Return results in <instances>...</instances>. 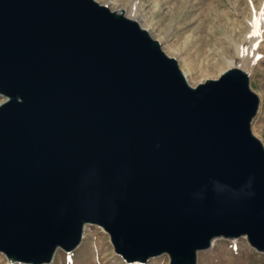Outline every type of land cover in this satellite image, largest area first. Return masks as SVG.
I'll return each instance as SVG.
<instances>
[{"label": "water", "instance_id": "95a60500", "mask_svg": "<svg viewBox=\"0 0 264 264\" xmlns=\"http://www.w3.org/2000/svg\"><path fill=\"white\" fill-rule=\"evenodd\" d=\"M0 254L51 264L87 226L127 264L264 253L261 105L230 68L192 86L149 30L96 0H0Z\"/></svg>", "mask_w": 264, "mask_h": 264}, {"label": "rangeland", "instance_id": "374dc122", "mask_svg": "<svg viewBox=\"0 0 264 264\" xmlns=\"http://www.w3.org/2000/svg\"><path fill=\"white\" fill-rule=\"evenodd\" d=\"M126 16L161 42L193 86L217 79L230 68H241L260 99L252 130L264 144V0H96ZM258 35L249 40L253 26ZM256 41V42H255ZM254 42V43H253ZM0 96V104L4 102ZM87 250V251H86ZM0 264H9L0 254ZM51 264H127L115 254L108 235L87 226L82 245L73 253L58 250ZM148 264H170L167 255ZM198 264H264V253L247 239H217L199 253Z\"/></svg>", "mask_w": 264, "mask_h": 264}, {"label": "bare ground", "instance_id": "6f19581e", "mask_svg": "<svg viewBox=\"0 0 264 264\" xmlns=\"http://www.w3.org/2000/svg\"><path fill=\"white\" fill-rule=\"evenodd\" d=\"M258 35V29H257V26L254 25L253 26V30L251 32V36L249 37V40H251L254 36H257ZM253 36V37H252ZM256 42V41H255ZM254 43V42H253ZM192 85V84H191ZM193 86V85H192ZM216 241V240H215ZM215 241L213 242V245L215 244ZM213 247V246H212ZM87 251V250H86Z\"/></svg>", "mask_w": 264, "mask_h": 264}]
</instances>
